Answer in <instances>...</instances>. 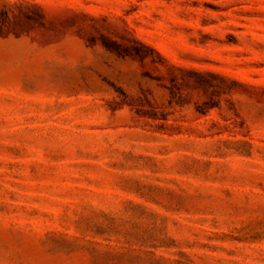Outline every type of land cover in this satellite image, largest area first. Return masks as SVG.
<instances>
[{
  "label": "rangeland",
  "instance_id": "1",
  "mask_svg": "<svg viewBox=\"0 0 264 264\" xmlns=\"http://www.w3.org/2000/svg\"><path fill=\"white\" fill-rule=\"evenodd\" d=\"M0 264H264V0H0Z\"/></svg>",
  "mask_w": 264,
  "mask_h": 264
}]
</instances>
